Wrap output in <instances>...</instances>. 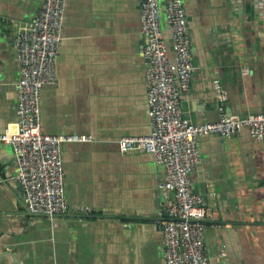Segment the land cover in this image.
<instances>
[{
  "label": "crops",
  "instance_id": "0c3cea01",
  "mask_svg": "<svg viewBox=\"0 0 264 264\" xmlns=\"http://www.w3.org/2000/svg\"><path fill=\"white\" fill-rule=\"evenodd\" d=\"M181 1L195 65L181 98L185 116L218 120L215 81L227 115L264 113V0ZM42 3L0 0V134L16 131L12 41ZM139 8L138 0H67L56 84L41 90V127L91 140L61 146L70 208L53 217L26 209L12 148L0 144V264H163V171L151 155L118 146L121 137L149 133ZM161 28L170 47L163 13ZM198 149L191 189L220 226L204 231L209 264L222 245L223 264H264V139L244 128L228 139L199 137ZM76 206L92 212L78 214Z\"/></svg>",
  "mask_w": 264,
  "mask_h": 264
},
{
  "label": "built area",
  "instance_id": "2783aa9c",
  "mask_svg": "<svg viewBox=\"0 0 264 264\" xmlns=\"http://www.w3.org/2000/svg\"><path fill=\"white\" fill-rule=\"evenodd\" d=\"M142 57L145 71L147 117L146 136H125L118 140L122 154L144 152L152 156L163 174L157 181L161 203L163 264H209L205 252L206 227L219 229L207 220L205 200L191 189L190 173L200 164L198 138L217 135L228 139L247 129L254 141L264 139V113L247 116L227 115L226 95L217 81L214 96L218 120L193 123L181 108V98L190 90L195 65L191 57L185 10L181 0H138ZM67 0H43L34 17L15 34L12 46L18 64L16 94V131L0 134V144L11 146L19 185L26 209L49 217L70 208L63 187L61 146L67 142H89L85 135H48L41 127V90L56 84V63L62 41ZM164 14L171 44L167 45L161 28ZM173 54V63L169 60ZM78 214L92 209L72 208ZM226 257L220 246L215 257L223 264Z\"/></svg>",
  "mask_w": 264,
  "mask_h": 264
},
{
  "label": "water",
  "instance_id": "95a60500",
  "mask_svg": "<svg viewBox=\"0 0 264 264\" xmlns=\"http://www.w3.org/2000/svg\"><path fill=\"white\" fill-rule=\"evenodd\" d=\"M41 215H43V214H41Z\"/></svg>",
  "mask_w": 264,
  "mask_h": 264
}]
</instances>
